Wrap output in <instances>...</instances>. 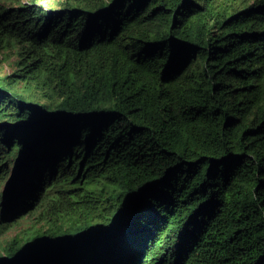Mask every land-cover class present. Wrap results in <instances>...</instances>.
I'll use <instances>...</instances> for the list:
<instances>
[{"label":"trees","instance_id":"16d2710c","mask_svg":"<svg viewBox=\"0 0 264 264\" xmlns=\"http://www.w3.org/2000/svg\"><path fill=\"white\" fill-rule=\"evenodd\" d=\"M0 53V264H264V0L0 2Z\"/></svg>","mask_w":264,"mask_h":264},{"label":"rangeland","instance_id":"374dc122","mask_svg":"<svg viewBox=\"0 0 264 264\" xmlns=\"http://www.w3.org/2000/svg\"><path fill=\"white\" fill-rule=\"evenodd\" d=\"M18 1L23 2L25 0H0V2H4L7 5H12ZM40 1L47 5H58V0ZM12 60L13 58H10L9 53H0V75L11 72ZM9 157V162L6 163V173L0 178V193L4 188L7 189L5 187V183L8 180V177H10V182L15 174L13 169V158H11L12 154ZM36 203L37 202H35L34 199L27 203L30 205V207L12 221V227L10 229H8L4 234L0 235V244L4 243L5 240L12 238L14 235H22L26 233L31 227L35 226V224H39L41 215Z\"/></svg>","mask_w":264,"mask_h":264},{"label":"water","instance_id":"95a60500","mask_svg":"<svg viewBox=\"0 0 264 264\" xmlns=\"http://www.w3.org/2000/svg\"><path fill=\"white\" fill-rule=\"evenodd\" d=\"M28 207H24L23 209H22V211L24 212L26 209H27ZM8 208H6V210L3 212L4 213V217H7L8 216V214H9V212H8V210H7ZM20 212H18V214H19ZM6 215V216H5Z\"/></svg>","mask_w":264,"mask_h":264},{"label":"flooded vegetation","instance_id":"af4514ba","mask_svg":"<svg viewBox=\"0 0 264 264\" xmlns=\"http://www.w3.org/2000/svg\"><path fill=\"white\" fill-rule=\"evenodd\" d=\"M2 176V174L0 173V177Z\"/></svg>","mask_w":264,"mask_h":264},{"label":"clouds","instance_id":"9594fccd","mask_svg":"<svg viewBox=\"0 0 264 264\" xmlns=\"http://www.w3.org/2000/svg\"><path fill=\"white\" fill-rule=\"evenodd\" d=\"M2 177V176H1Z\"/></svg>","mask_w":264,"mask_h":264}]
</instances>
